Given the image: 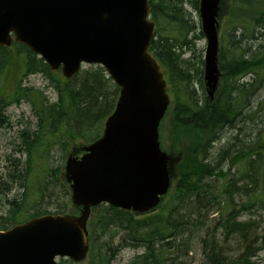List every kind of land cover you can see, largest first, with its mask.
<instances>
[{"label":"trees","instance_id":"16d2710c","mask_svg":"<svg viewBox=\"0 0 264 264\" xmlns=\"http://www.w3.org/2000/svg\"><path fill=\"white\" fill-rule=\"evenodd\" d=\"M188 3L199 12L200 0H149L156 24L150 52L165 73L172 99L169 141L175 183L148 214L107 204L93 208L86 264H113L125 248L142 250L129 264H181L195 237L209 264H259L253 259L264 248V236L260 240L256 223L238 218L254 208L264 212V0H231L213 100L205 88L204 55L196 52L204 34ZM187 52L193 56L185 57ZM35 74L44 77L56 101L46 89L27 85ZM119 92L100 65L66 79L26 45H0V126L11 128L7 111L24 103L35 118L33 126L19 132L18 156L10 160L12 178L0 181L6 197L15 191L6 198L0 231L41 215L78 212L71 203L65 160L73 146L78 151L80 143L102 136ZM237 124L247 125L249 132L231 133L230 141L216 150V143ZM225 167L236 170L230 174ZM242 197L245 201L237 206ZM212 214L219 217L210 226L206 221ZM221 238L224 243L235 239L240 256H228Z\"/></svg>","mask_w":264,"mask_h":264},{"label":"water","instance_id":"95a60500","mask_svg":"<svg viewBox=\"0 0 264 264\" xmlns=\"http://www.w3.org/2000/svg\"><path fill=\"white\" fill-rule=\"evenodd\" d=\"M223 0H200L207 41L204 82L214 99L221 78L219 16ZM156 34L149 0H0V44H25L51 70L76 76L101 65L120 93L102 136L70 154L65 179L80 213L47 214L0 231V264H79L88 257V222L101 204L146 214L173 184L172 156L160 125L171 105L167 80L150 52Z\"/></svg>","mask_w":264,"mask_h":264},{"label":"rangeland","instance_id":"374dc122","mask_svg":"<svg viewBox=\"0 0 264 264\" xmlns=\"http://www.w3.org/2000/svg\"><path fill=\"white\" fill-rule=\"evenodd\" d=\"M186 6H187L188 11L192 13V16L195 17V20L198 23L200 22V25H201V19H200L199 12L195 11L190 6L189 3ZM230 8H231V0H224L223 5L220 9V19H219L220 40H221L222 35L228 31L227 28H228V19L230 16ZM238 34L240 35L241 33L239 32ZM206 46H207V41L205 37L201 40H198L196 44L197 55L199 54L205 55ZM190 55L193 56L192 52L191 53L187 52L185 54V57H191ZM84 68H87V66H85ZM27 85L46 89L50 100L52 102L56 101L57 99L56 94L50 88L47 89V82L42 75L35 74V75L30 76L29 79L27 80ZM263 96H264V90L261 92L260 98ZM171 108L172 106L170 107L166 117L164 118L160 126L161 144H162L163 149L166 150L168 153H171L170 152L171 151L170 141H169ZM7 114L10 118L11 128L10 126H7V127L0 126V181L8 177V174L6 175L8 167H11L14 158L18 156L16 149H17L18 135H19L20 130L25 128L26 125L33 126V124H35V118L31 112L30 106L27 103H24L23 105L19 107L17 106L10 107L9 110L7 111ZM261 119L264 120V114L261 115ZM260 125H261L260 128L262 127L264 128V123L262 124V121H260ZM248 132H249V129L247 128L246 132L244 133H248ZM227 133L228 135L226 137L222 138L221 141L216 143V146H215L216 150H218L223 145H225L227 141H230L231 136H234V134L232 135L231 134L232 132L230 131H227ZM81 145H85V144L80 143V146ZM73 147L74 148L70 151V153L74 149H76L77 146L75 145ZM11 159H12V162H10ZM174 183H175V179H174ZM9 186H11V184ZM4 188L5 187H3V185L0 184V215L5 214V212L8 210L6 198L9 196L11 197V195L15 194V191H14L12 194L6 197L3 193L5 192ZM74 212H72V210L69 211V213H74ZM217 217L219 216L216 214L210 215L206 223H208L210 226L211 225L213 226V224L216 223V221L215 220L213 222L211 221L212 219H215ZM240 221L242 222L252 221L256 223V227H258L257 235L260 236L261 234H263L264 212L262 210H259V208H254L253 210L249 212H244V215L242 216V218H240ZM117 240L118 239L115 240L113 245H117L118 243ZM221 243L224 244L223 247L224 249H226V253L228 256H230L231 258H237L240 256L241 252L237 248L238 242L232 239L229 241H225L224 243V240L221 238ZM192 245H193V249L191 253H189L184 258L186 260L185 263L187 264H209V262L207 261V255L205 253V250L201 245L200 238H196L195 241L192 242ZM138 251H140V253L142 252V250H134L132 248L123 249L117 256V258L114 260L113 264H129L135 258L136 254L139 253ZM257 255H258L257 258H259V260L264 263V249L258 251ZM86 262L87 261H84L79 264H86ZM69 263L71 264V262Z\"/></svg>","mask_w":264,"mask_h":264},{"label":"bare ground","instance_id":"6f19581e","mask_svg":"<svg viewBox=\"0 0 264 264\" xmlns=\"http://www.w3.org/2000/svg\"><path fill=\"white\" fill-rule=\"evenodd\" d=\"M241 127V129L239 130V128ZM247 128H249L247 125H242V124H237L236 125V127L234 128L235 129V131H233L232 130V133H242V132H240V131H242V130H244L243 131V133L244 132H246V130L245 129H247ZM228 131H230L231 132V130H228ZM11 167H8V170H7V173H6V175L8 174V177H6V179H4V180H6V181H9L10 180V178H12V177H10V173L11 172H9V169H10ZM235 168H229V167H225V171L226 172H229L230 174H232L233 172H235ZM11 171V170H10ZM244 201H245V199H244ZM243 197L242 198H239V199H237V206L238 205H242L243 204ZM217 215V214H216ZM244 215V212H243V214L238 218V220L240 221V218H242V216ZM242 222V221H241ZM202 231V230H201ZM208 232L207 230H203L202 232H201V234L202 235H206V234H208V233H206V232ZM264 236V231H263V234H261L260 236H258L259 238H260V240L262 239V237ZM196 238H198V237H195V238H193V240H192V242L193 241H195V239ZM230 240H232V239H230ZM235 240V239H234ZM261 242L259 241V248H261L262 247V245L260 244ZM257 245V246H258ZM188 249H189V251H188V254L189 253H191V251H192V249H193V245H192V243L190 242L189 243V247H188ZM262 249H264V248H262ZM261 249V250H262ZM258 256V255H257ZM257 256L253 259V260H255V261H257L259 264H264L263 262H261L260 260H259V258H257ZM180 262H181V264H187V263H185L186 262V260L183 258V257H181V259H180Z\"/></svg>","mask_w":264,"mask_h":264}]
</instances>
